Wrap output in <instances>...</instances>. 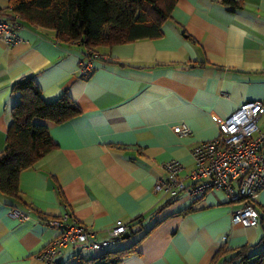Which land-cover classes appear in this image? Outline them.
I'll list each match as a JSON object with an SVG mask.
<instances>
[{
	"label": "crops",
	"instance_id": "obj_1",
	"mask_svg": "<svg viewBox=\"0 0 264 264\" xmlns=\"http://www.w3.org/2000/svg\"><path fill=\"white\" fill-rule=\"evenodd\" d=\"M8 4L0 0V14L11 23ZM18 21L15 43L0 36V151L21 78L33 76L45 101L67 93L80 113L60 124L36 119L56 147L20 173L19 199L0 193V264H48L39 253L59 234L49 221L62 213L97 240L125 223L129 235L113 249L138 244L119 264H212L220 248L264 236V221L231 223L237 203L222 190L195 202L153 190L166 161H180L184 177L192 148L214 138L242 102H264V0H177L161 36L95 48L87 77L81 45L58 44L53 31ZM179 124L188 135L173 131ZM255 207L262 213L264 190ZM74 250L63 248L53 264H75Z\"/></svg>",
	"mask_w": 264,
	"mask_h": 264
},
{
	"label": "trees",
	"instance_id": "obj_2",
	"mask_svg": "<svg viewBox=\"0 0 264 264\" xmlns=\"http://www.w3.org/2000/svg\"><path fill=\"white\" fill-rule=\"evenodd\" d=\"M176 1L9 0L8 8L21 21L53 31L58 44H79L90 52L99 46L161 36V26L169 19ZM12 91L18 93L19 99L11 107V120L0 151V193L10 203L20 197V173L56 147L48 128L36 119L60 124L80 113L67 93L45 101L31 75L14 82ZM259 215L264 221V208ZM137 244L138 241L121 249L108 247L93 257L79 256L75 264H119ZM212 264H264V236L232 250L220 248Z\"/></svg>",
	"mask_w": 264,
	"mask_h": 264
},
{
	"label": "built area",
	"instance_id": "obj_3",
	"mask_svg": "<svg viewBox=\"0 0 264 264\" xmlns=\"http://www.w3.org/2000/svg\"><path fill=\"white\" fill-rule=\"evenodd\" d=\"M18 27V17L10 23L0 14V36L6 43L13 44L19 39L14 32ZM98 57L96 51H90L80 61L84 77L90 75L93 61ZM262 116L264 102H242L218 124V133L214 138L192 148L193 167L184 177L181 176L184 166L180 161L171 159L163 164L164 176L154 183V192L171 198L183 193L195 202L209 191L222 190L229 202L237 203V207L230 212L232 224L258 225L261 219L255 207V198L264 190V129L259 127ZM173 131L182 136L190 132L185 124L174 126ZM12 213L19 214L22 219L27 217L15 208H12ZM69 220V213H62L49 221L50 225L59 229V234L39 253L46 263H55L56 255L67 246L75 248L72 255L77 259L82 250L101 253L127 231L125 223L117 222L108 229L106 238L97 240L92 229Z\"/></svg>",
	"mask_w": 264,
	"mask_h": 264
},
{
	"label": "water",
	"instance_id": "obj_4",
	"mask_svg": "<svg viewBox=\"0 0 264 264\" xmlns=\"http://www.w3.org/2000/svg\"><path fill=\"white\" fill-rule=\"evenodd\" d=\"M128 235H129V232H125L124 234H122L121 237L126 238V237H128Z\"/></svg>",
	"mask_w": 264,
	"mask_h": 264
},
{
	"label": "rangeland",
	"instance_id": "obj_5",
	"mask_svg": "<svg viewBox=\"0 0 264 264\" xmlns=\"http://www.w3.org/2000/svg\"><path fill=\"white\" fill-rule=\"evenodd\" d=\"M110 247H111V248H113L114 246H113V245H111ZM87 254H88V252H85V251L83 252V255L85 256V258H87V257H88V256H87Z\"/></svg>",
	"mask_w": 264,
	"mask_h": 264
}]
</instances>
